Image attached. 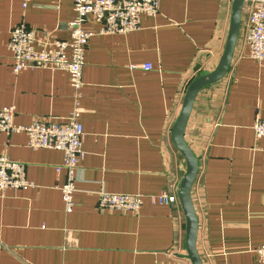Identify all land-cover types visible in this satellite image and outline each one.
<instances>
[{
	"label": "crops",
	"instance_id": "0c3cea01",
	"mask_svg": "<svg viewBox=\"0 0 264 264\" xmlns=\"http://www.w3.org/2000/svg\"><path fill=\"white\" fill-rule=\"evenodd\" d=\"M233 0H160L141 28L93 36L81 97L85 157L72 211L60 187L63 153L32 149L25 132H0V156L26 165L35 185L0 192V264H192L182 206L149 195L177 190L186 162L172 139L190 82L213 71L229 32ZM74 0H0V109L15 123L65 121L74 108L69 74L49 68L15 73L11 29L25 22L35 47L69 39ZM244 15L232 66L196 99L186 140L200 161L192 187L204 264H261L264 244V61L249 58ZM87 27L100 24L89 18ZM152 64L146 70L143 64ZM101 192L140 194L138 213L98 208ZM178 192V191H177Z\"/></svg>",
	"mask_w": 264,
	"mask_h": 264
},
{
	"label": "built area",
	"instance_id": "2783aa9c",
	"mask_svg": "<svg viewBox=\"0 0 264 264\" xmlns=\"http://www.w3.org/2000/svg\"><path fill=\"white\" fill-rule=\"evenodd\" d=\"M31 0H23L27 7ZM75 18L69 23V39L54 38L36 48L35 30L25 22L14 26L10 32L9 50L12 54V69L19 73L26 69L49 68L63 70L69 74L74 89V108L65 121L36 120L30 125L15 123L16 107L0 109V132L11 134L25 132L32 149H54L63 153L58 172L65 170L66 181L60 187L62 199L68 212L74 206L76 176L86 152L83 148L85 130L81 122V97L84 87L83 72L86 64V51L90 39L97 34H120L139 30L143 15L156 16L160 11V0H74ZM245 41L249 58L256 62L264 61V0H245L243 5ZM89 18H94L100 27L93 30L87 27ZM146 70L152 64H143ZM258 138H264V119L254 124ZM35 184L27 177L26 165L0 156V192L7 189H25ZM178 189L165 191L159 195H149L147 199L154 205H178ZM145 196L140 194L101 192L98 208L138 213ZM255 252L259 262L264 264V244Z\"/></svg>",
	"mask_w": 264,
	"mask_h": 264
},
{
	"label": "water",
	"instance_id": "95a60500",
	"mask_svg": "<svg viewBox=\"0 0 264 264\" xmlns=\"http://www.w3.org/2000/svg\"><path fill=\"white\" fill-rule=\"evenodd\" d=\"M244 1L233 0L229 32L220 60L213 71L200 74L190 82L172 128L174 144L186 162L184 175L178 186V196L186 218V251L192 264H204L198 251L200 224L192 196V187L200 170V161L186 140V131L199 92L206 86L222 80L230 71L240 37Z\"/></svg>",
	"mask_w": 264,
	"mask_h": 264
}]
</instances>
